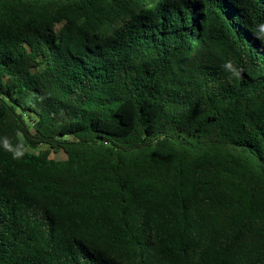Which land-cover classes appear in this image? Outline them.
Segmentation results:
<instances>
[{"label":"trees","instance_id":"trees-1","mask_svg":"<svg viewBox=\"0 0 264 264\" xmlns=\"http://www.w3.org/2000/svg\"><path fill=\"white\" fill-rule=\"evenodd\" d=\"M261 24L264 0H0V264H264Z\"/></svg>","mask_w":264,"mask_h":264},{"label":"clouds","instance_id":"clouds-1","mask_svg":"<svg viewBox=\"0 0 264 264\" xmlns=\"http://www.w3.org/2000/svg\"><path fill=\"white\" fill-rule=\"evenodd\" d=\"M259 30H260V32L261 33H264V24H261L260 26H259ZM223 67L225 68V69H227L231 74H232V76H234V77H236V78H240L241 77V70L240 69H238L234 64H233V62L232 61H227L224 65H223Z\"/></svg>","mask_w":264,"mask_h":264},{"label":"rangeland","instance_id":"rangeland-1","mask_svg":"<svg viewBox=\"0 0 264 264\" xmlns=\"http://www.w3.org/2000/svg\"><path fill=\"white\" fill-rule=\"evenodd\" d=\"M43 148L44 146H40V149H43ZM51 156L56 159H64L66 157L63 151H55V150L52 151Z\"/></svg>","mask_w":264,"mask_h":264}]
</instances>
